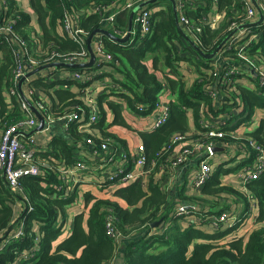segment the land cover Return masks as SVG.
I'll return each mask as SVG.
<instances>
[{"label": "trees", "instance_id": "16d2710c", "mask_svg": "<svg viewBox=\"0 0 264 264\" xmlns=\"http://www.w3.org/2000/svg\"><path fill=\"white\" fill-rule=\"evenodd\" d=\"M122 1L30 0L33 8L30 11L22 7L18 0H6L8 4L6 10L13 20L15 32L27 42L30 49L37 47V42L42 40L51 45L52 49L72 52L79 50L80 47L64 30L65 11L69 10L75 14L79 19V25L91 33L107 27V24L100 13L91 12L86 15V12L91 10L92 5L105 7L110 12H116L114 25L109 30L119 35L117 31L123 33L128 30L131 10L125 8L127 1L125 4ZM134 1L140 3L143 0ZM164 2L165 7L153 12L154 23L150 34L143 36L137 30L134 38L130 40L131 43L127 44L114 42L103 35L105 49L112 53L114 58L101 65V68L104 65L109 66V73H103L93 79L92 84H87L92 88L96 80H102V83L111 82L108 87H103L105 93L95 98L99 119L86 127L88 125L86 113L78 123L69 126V129H72L70 139L73 141L81 139L86 141L87 138H91L97 143L106 139L122 143L121 138L108 132L107 108L115 113L117 122L124 125L127 122L121 118L120 104L110 102L108 97L115 95L121 99L126 98L134 107L138 103L147 104V110L141 114L153 112L163 81L150 73L144 64L147 51L158 52L156 63L161 59L163 52L165 62L170 68L174 67V62L184 60L187 57L184 53L188 51L191 54L190 60L198 68L197 79H194L189 87L179 84L175 88L178 102L173 105L169 102L170 118L162 130L152 136L146 134L142 136L148 164L152 165L153 173L148 180L147 188L133 183L127 189L118 190L116 194L126 200L128 208L109 198H97L79 188L84 195L85 212L74 216L73 234L57 242L66 230L69 207L77 203L79 192L78 187L74 186L72 194L64 197L66 188L59 189L62 182L52 166L73 165L76 160L73 158L69 141L62 136L54 137L48 152L38 151V156L47 159L41 163L43 174L21 178L22 193L25 196L14 194L0 179V232L10 229L17 219L16 210L21 205L16 204L23 200L28 201V208L24 210L20 219L24 222V235L11 240L0 251V264H110L120 249V245L118 246L107 235L106 219L110 211L117 217L118 225L125 237L132 233L137 235V239L132 240L125 250L128 264H264V173L260 178L246 184L239 181L242 167L252 161L254 153H250L248 159L240 161L238 147L235 145L227 147V151L219 155L220 162L216 167L220 166L214 167L202 190H196L187 196L180 191L177 192L176 197L179 200L186 199L196 204L195 210L188 213L190 215H176L177 206L175 212L168 214L170 207L168 193L161 187L160 178L157 177L159 175L154 174L157 169L177 167L174 156L181 148L178 149L179 144H173L172 140L178 132L189 131L181 116L190 108L199 124L202 116L214 114V102L206 94L209 88L207 74L214 68L220 55L226 56L227 60L241 69L244 62L246 67L250 68L252 78H255L252 69L257 71V67H264V24L242 30L244 34L240 36L238 43L253 38L251 49L244 59L228 51L227 41L215 57L208 59L202 56L179 30L169 0L157 1L147 8L153 9ZM199 2L193 10L187 8L186 15L197 24H201L202 32L199 36L202 44L198 46L188 36L202 51L211 54L233 31L230 29L232 23L240 25L248 21L249 0H199ZM215 12L221 13V17L213 27ZM203 16L207 17V22H203ZM239 32L241 31L236 34ZM124 61L130 64V69L122 65ZM16 65V57L10 45L0 41V129L3 130L24 116L19 97L10 93ZM97 67L94 64L81 68H58L69 73L76 70L88 73L99 70ZM55 69L57 67L47 68L32 77L35 78L32 85L38 89L39 94L31 98L32 102L36 105V99L39 97L44 99L43 96L47 92L52 98L64 101L59 104L60 106H56L57 117L77 109L90 110L88 100L78 95L83 87L76 80H68L66 76L59 84L50 85L43 82L44 78L41 76ZM107 76H111L109 81H106ZM72 83L75 84L74 87ZM124 87H128L129 94L125 92ZM138 88L143 89L140 91ZM238 92V100L241 103L239 107L247 109L251 116L257 106L264 109V97L256 91L239 87ZM106 98L109 102L102 103ZM257 120L258 124L251 128L253 131L244 134L242 141L244 147L248 146L251 139L264 143V113L261 110ZM80 126L83 130L87 128L90 130L81 132L78 130ZM195 138L196 136L191 140ZM83 174L85 179L86 175ZM91 175L88 173L89 177H86L94 182H101V178L103 179L101 175ZM222 213H227L230 220L215 227L210 218ZM194 216L198 217V220ZM160 220L162 221L158 226H152L154 222ZM154 230L158 232L154 233Z\"/></svg>", "mask_w": 264, "mask_h": 264}, {"label": "built area", "instance_id": "2783aa9c", "mask_svg": "<svg viewBox=\"0 0 264 264\" xmlns=\"http://www.w3.org/2000/svg\"><path fill=\"white\" fill-rule=\"evenodd\" d=\"M19 2L21 6L25 8V1L20 0ZM176 2L179 23L193 41L200 46L202 44L199 36L202 32L201 24H197L195 20L190 19L186 15L187 8L191 6L190 1L176 0ZM137 3H139V1L129 0L126 2L125 8L133 9ZM257 3L264 16V0H260ZM248 4V21L244 23L253 22L258 16V9L256 6L250 1ZM7 5L6 0L0 1V41L9 44L16 57L17 65L13 72V86L10 89V93L19 97L24 116L8 125L0 134V179L7 184L10 191L17 192L18 190L23 191L20 183L21 178L26 176H41L43 174L41 163L47 160L38 156V151L40 149L38 150L37 147L39 145L36 146L37 138L34 133V128L37 126L38 120L20 92L18 87L19 82L26 76L27 72L41 65L57 61L79 63L83 62L85 59L82 57L86 56V58H89L90 52L87 47V39L90 33L79 25V19L75 14L66 10L63 16L64 30L69 34L71 39L77 43L80 49L72 52H63L58 49H52L51 45H48L42 40L37 42V47L30 49L27 42L15 32V28L12 24L13 20L10 19L6 10ZM91 12L100 13L106 24L114 25L116 12H110L109 9H105V7L97 4L92 5L91 10L86 12V15ZM153 12V9L143 7L135 14L134 22L136 23L137 30H139L143 36L152 32L154 23ZM219 17L220 16H218V18ZM203 22H207L206 16H203ZM262 23L264 24V19ZM212 26H215V22L212 23ZM238 26L239 25L236 23H232L230 29H235ZM137 30L134 31V35ZM242 30L243 29H239L238 31L241 32L232 35L227 41V44L228 51L244 59L246 53L251 49L253 38L243 43H238L240 36L244 34ZM117 32L120 36H125L127 34V31L123 33H121V31ZM93 41L96 44V48L94 49L96 59L99 58L101 63L113 60V54L105 49L102 34H96ZM184 62L185 66H188V62ZM56 70L57 69L42 75L41 77L44 78L43 82L52 84L59 78L64 80L61 74L62 71L59 72ZM251 71L252 74H255V78L251 77L250 68H247L246 65L244 66V62L243 68L241 69L237 67V65L232 64L229 59L227 60L226 56L220 55L219 59L215 62L214 68L207 74L209 88L206 94L214 102V114L202 116L199 119L198 128L196 130L178 132L172 140L173 144H183L178 151L179 153L177 152L174 156V163L177 164V166L187 164L193 158L199 160L198 167L191 182L193 187L197 189H201L211 177V162L214 157H217L216 147H223L226 150L227 147L237 146L240 151V161L248 159L250 153H254L252 161L245 164L240 171V183L246 184L252 180H256L264 173V143L251 139L247 147L242 145V141L245 137L244 134L249 133L250 130L246 131V127L249 126V114L239 107L241 103L237 96L239 93L238 85L241 79H245L243 85L264 97V67H257V71H255V69ZM102 74L101 72L98 73V70L88 73L79 70L70 72V77L68 79L76 80L79 85L83 87L78 95L88 100L91 106L90 110L85 108L77 109L62 117H57L52 108L40 97L38 100L36 99L37 108L42 112L43 116L46 117L47 122L52 124L56 120H59L64 124L67 130L71 124L78 123L86 113L88 116V125L86 127L96 123L99 119L98 104L94 97H90L92 91L87 84L91 83L93 79ZM32 82L30 78H26L23 83L24 94L29 100H31L35 94L39 96L38 89L32 85ZM168 90L169 84L163 82V87L155 104V113H153L154 111L151 112L154 116V121L148 129L153 132L162 128L170 118V105L165 102V96ZM135 108L134 112L141 113L147 110L148 105L143 103L140 105L136 104ZM88 129L89 128L86 130ZM195 136L196 138L192 141L191 139ZM86 144L89 148L85 153L84 159H77L75 161L76 163L73 165L57 164L52 166L62 182L59 189L65 190L66 188V191H68L63 193L64 197H68L72 194L71 192L74 186L89 182V179L83 178V172L86 173L91 170L95 174L105 173V181L124 185L130 180L150 173L152 170V165L148 164L146 148L143 144H139L136 148H126L124 144L120 142L114 143L110 139L97 143L91 138L86 139ZM110 166L113 167V171H106L103 169L104 167ZM194 210V204L183 203L177 206L176 213L177 215H182L193 212ZM229 220L230 217H228L227 213L215 215L210 218L211 223L215 227H219ZM106 231L108 237L117 245L125 237L113 211H110L107 215ZM23 235L24 222L21 223L19 229L12 235V238H7V243L4 244V247L7 246L11 240L19 239ZM115 261L116 258L110 264H115ZM118 264L128 263L126 260L122 259V262Z\"/></svg>", "mask_w": 264, "mask_h": 264}, {"label": "crops", "instance_id": "0c3cea01", "mask_svg": "<svg viewBox=\"0 0 264 264\" xmlns=\"http://www.w3.org/2000/svg\"><path fill=\"white\" fill-rule=\"evenodd\" d=\"M18 1H20V0H18ZM24 1H25V8L27 10L32 11L33 8L31 7L30 0H24ZM123 1L125 4V2L129 1V0H123ZM123 1H122V3H123ZM249 1L253 4L252 0H249ZM259 1L260 0H256V2H259ZM199 3H200L199 0H191V2H190L191 6H189L188 9L191 8L190 11L193 10L194 8H196L195 6L199 5ZM137 4H139V3H137ZM165 5H166V3H159L157 5V7L153 8V11L161 9L162 7H165ZM120 8H121V6H120ZM177 9H178V7H177ZM131 10L129 11L130 13H131ZM218 16L221 17V13L215 12L214 22H216L220 18V17L218 18ZM259 17H260V13L258 11V16H257L255 21L259 20ZM129 18H130V16H129ZM210 19L212 20V18H210ZM36 25H38V24H36ZM111 26H113V25L109 24V25H107V27H104V28L109 30L111 28ZM135 30H137V27H136V23L134 22V31ZM116 35H118V34H116ZM133 38H134V34L132 35V39ZM114 42H116V41L114 40ZM127 43H131V41L127 42ZM93 47H94V49L96 48V44L94 43V41H93ZM157 55H158V52H154L152 50L147 51L146 57L144 58V64L146 65V67L150 73L161 78L163 82L169 83V90L166 93L165 102L168 104H169V102H171V104L173 105L174 103L178 102V95L176 93L175 88L179 84H184L186 87H189L192 84V81L194 79H197V77H198V73H197L198 68L194 65V62L190 60L191 54L188 51L184 53V56H187L186 58H184V60L174 62L175 65L173 68H170L167 66V63L165 62V54L163 52L161 53V57H160L161 59L156 63L155 58ZM89 60H90V54H89V58H85L83 60V62H88ZM184 61L188 62V66H185ZM100 63L101 62H100L99 58H97L95 64H96V67L98 66L97 67L98 69H101V65L104 64V63H102V64H100ZM122 65H124L130 69V64L128 62L124 61V63ZM56 71H59V72L62 71L61 74H62L63 79H65L66 76L68 78L70 77L69 71L66 72L65 70H63V69L61 70L58 67H57ZM31 78H30V80H31ZM62 81L63 80H61L59 78L58 80L54 81L52 84H56V83L59 84V82H62ZM244 82H245V79L242 78L238 87L248 88L245 85H243ZM90 84H92V82ZM110 84H111V82L102 83V87H104V86L108 87ZM72 85H73V87L75 86L74 83H72ZM124 88H125V92H128V94H129L130 91L128 90V87H124ZM141 89H143V88H141ZM141 89H139V90L141 91ZM74 90H75V88H74ZM74 90H72V91H74ZM102 93H105L104 89L99 94H102ZM43 100L46 101V103L52 108L54 114L56 113V109L58 108L56 106H58L59 104L64 102L60 98H52L49 95V93H47L44 96ZM108 100L110 102H115L114 104H120L121 118L125 119V121L127 122V124H125V125L121 124L120 122H117L116 121L117 118L115 116V113L111 109L107 108V123L109 124L108 125V132L115 134L119 138H121L122 139L121 141L125 145L126 148H136L139 144H143V142H144V139L142 137L143 134L152 136V135H154V133L160 132L162 130L163 127L157 131H154V132L151 131L150 129H148L152 124V120H153L154 116L151 114V112L147 113V114H141V113L134 112V110H135L134 104L130 103L128 99H126V98L121 99V98L116 97L115 95H110L108 97ZM108 100H107V98L103 99L102 103L109 102ZM244 111H246V113L249 114L248 120L249 121L251 120L249 122V126L246 127V131H249V130L253 131V130H251V128L253 126H255L256 124H258L257 118L259 116V113L258 114L255 113L254 116H251L250 112L247 109ZM153 113H155V110ZM36 118H37V116H36ZM181 118H183L184 123L187 125L186 129H188V130H196L197 129V126H198L197 121L198 120L190 108H189V110L186 111V113L183 116H181ZM45 119H46V117H45ZM37 120H38V118H37ZM38 124H39V120H38ZM38 124L34 128V133L36 134L35 136L37 138L36 146L40 145V146H37L38 150L40 149L39 151H45L44 153L48 152V150L51 148L52 141L55 139L54 137L62 136L69 141L71 152H72L73 158L75 160L85 158V153L88 151V148H89L86 144V141L84 139L76 140V141L71 140L70 135H71L72 129L67 130L61 121L56 120L54 123L50 124L46 120V127L43 131L37 130ZM78 130L81 132L86 131V129L83 130L81 126L78 127ZM2 132H3V129H0V134ZM47 132H48V134L50 133L49 135L51 136V138L48 142L45 143L44 140L46 141L48 138ZM42 133L44 134V136L42 135ZM150 133H153V134H150ZM182 145H183L182 143L179 144L178 149H180L182 147ZM221 148H223V147H221ZM225 151H227V150H225L223 148L222 151L216 152L217 157H214L212 159V162H211L212 170L214 169V167H216L218 162H220L219 155L225 153ZM231 156L233 157L232 154H231ZM198 161L199 160L197 158H193L187 164L179 165L177 167H174V169L173 168H169L167 170L157 169L155 171L156 173L154 172V174H156V176L159 175L157 177L160 178L159 182L161 184V187L168 193V197H169L168 205L170 206L168 214H171L175 210L176 206H179L180 204L191 203L190 201H187L186 199L185 200H182V199L179 200L176 197L177 192L180 191V193H183L184 196H187L188 194H191L192 192H195L196 190H198V191L202 190V188L197 189V188L193 187V185L191 183L193 176L196 172V169L198 167V164H199ZM219 166H217L216 168H218ZM112 168L113 167L110 166V167H104L103 169L106 171H109V170L113 171ZM83 173H85V172H83ZM88 173L92 174L91 176L96 175L91 170L87 171L85 173V175L88 176ZM98 175L103 176V179L101 178V182H94V181L89 179V182H85V183L77 186L78 192H79L77 203L74 204L73 206L69 207L70 209L68 211V218H67V223L65 226L66 230L64 229L65 231L60 236V238H59L60 240H58L57 242L63 240L65 237H68V236L73 234V218H74V216L77 213L85 212L83 210H85L86 206H85V201H84V195L81 192V190L86 191V192H90L92 195H94L97 198H109L111 200L117 201L123 207L128 208L129 205L126 202V200L116 194L118 192V190L121 188L127 189V188L131 187V184H133V183H138L142 188L146 189L147 185H148L147 184L148 180L153 175V173L150 172L144 176H141V177L136 178L134 180H130L129 182L125 183L124 185L114 183V182L109 183V182L105 181V175H106L105 173H99ZM86 176H85V179H88L89 176L88 177H86ZM79 188L81 189L80 191H79ZM14 194H17V195L20 194V195L25 196L22 193V191H20V190H18L17 192H14ZM27 202H28L27 200H23V202H20V203L18 202L16 204V205H19V204L21 205V206H18V209L16 210L15 216L17 219L14 221V223L10 229L0 232V251L3 249L4 244L7 243L6 242L7 238L8 239L12 238V235L19 229L21 223L23 222V221H20V219L22 218V214H23L24 210H27V208H28ZM192 204H194V203H192ZM194 205H196V204H194ZM19 208H20V210H19ZM176 215H177V213H176ZM188 215H190V214H188ZM194 218L197 219L198 217L194 216ZM153 232L157 233L158 230H154ZM134 234L135 233L126 235L125 239L124 240L122 239V241L118 244V246L120 245V249H118V254L115 257L116 259L118 257H120V258L126 260L125 250L131 244L132 240L137 239V237H136L137 235H134ZM142 234H144V233H142Z\"/></svg>", "mask_w": 264, "mask_h": 264}, {"label": "water", "instance_id": "95a60500", "mask_svg": "<svg viewBox=\"0 0 264 264\" xmlns=\"http://www.w3.org/2000/svg\"><path fill=\"white\" fill-rule=\"evenodd\" d=\"M157 1H161V0H146L143 1L139 4H137L130 13V18H129V26H128V30H127V34L125 36H120V35H116L114 33H112L110 30L106 29V28H99L94 30L93 32H91L88 36L87 39V47L88 50L90 52V60L88 62H79V63H66V62H52V63H48V64H44L41 65L40 67L31 70L29 72H27L26 76H24L20 82H19V90L22 93L24 99L28 102L30 109L34 112V114L37 116L38 120H39V124H38V131H43L46 127V119L43 116L42 112L34 105V103L29 100L26 95L24 94L23 91V83L25 82L26 78H30L33 77L34 75H36L38 72H41L47 68H54V67H68V68H81V67H87V66H93L96 62V53L93 47V40L94 37L96 36V34H102V35H106L109 38H111L112 40H115L116 42L120 43V44H126L127 42H130V40L132 39V35L134 33V18H135V14L136 12L143 8V7H147ZM172 3L173 6V10H174V14L176 17V22H177V26L179 28V30L181 31V33L189 40V42L194 46V48L205 58L208 59H212L213 57L216 56V54L218 53V51L221 49V47L225 44L226 41H228L232 35H234L239 29H244L246 27H250V26H254V25H259L263 22L264 16L260 11V8L258 6V3L256 2V0H252L253 4L256 6V8L258 9L259 13H260V17L259 20L254 21V22H249V23H242L240 24L238 27H236L235 29H233V31L222 41V43L216 48V50H214L211 54H206L204 51H202V49H200L192 40L191 38L188 36V34L183 30L181 24L179 23L178 20V9H177V2L176 0H169ZM216 151H222L223 148L221 147H216L215 149ZM157 221L154 222L152 224V226L156 227L159 225V223L161 222ZM122 262V258L118 257L115 261V264H118Z\"/></svg>", "mask_w": 264, "mask_h": 264}, {"label": "rangeland", "instance_id": "374dc122", "mask_svg": "<svg viewBox=\"0 0 264 264\" xmlns=\"http://www.w3.org/2000/svg\"><path fill=\"white\" fill-rule=\"evenodd\" d=\"M164 3H166V2H164ZM107 25H109V24H107ZM241 57V56H240ZM244 66H245V63H244ZM110 67L109 66H107V65H104V67L103 68H101V69H99L98 70V73L99 72H101V73H109V69ZM32 79V78H31ZM32 80H34V79H32ZM110 80V77L109 76H107L106 77V81H109ZM91 89V91H92V93H90V97H94V98H97V96L99 95V93H101L102 91H103V87H102V80H96V82L92 85V88H90ZM46 94H47V92H46ZM45 94V95H46ZM44 97V96H43ZM141 103H138V105H140ZM257 109H258V113H259V111L261 110L263 113H264V109H259V106H257ZM257 109H254V111L252 112V116H254L255 115V113H256V111H257ZM257 113V114H258ZM259 123H261V121H260V119H259ZM47 134H48V132H47ZM50 134V133H49ZM48 134V138H47V140L45 141L44 140V142L46 143V142H48L49 140H50V138H51V136ZM42 135L44 136V134L42 133ZM40 146V145H39ZM183 146V145H182ZM179 153V152H178ZM230 164H234L233 162H230Z\"/></svg>", "mask_w": 264, "mask_h": 264}]
</instances>
